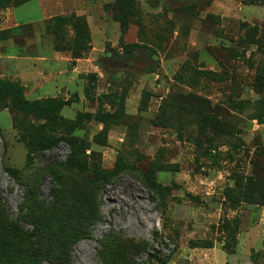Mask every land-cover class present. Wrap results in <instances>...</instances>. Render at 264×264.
Instances as JSON below:
<instances>
[{
  "label": "rangeland",
  "instance_id": "rangeland-1",
  "mask_svg": "<svg viewBox=\"0 0 264 264\" xmlns=\"http://www.w3.org/2000/svg\"><path fill=\"white\" fill-rule=\"evenodd\" d=\"M30 1L0 0V39L58 50L78 39L76 19L89 39L80 54L66 51L85 64L73 90L57 96L73 100L61 111L67 123L0 97V253L9 264H32L26 253L50 241L47 220L36 227L30 190L43 208L66 187L97 206L66 264H264L262 204L229 200L249 178L264 188V121L251 118L264 100V0H125L122 9L119 0H46L43 15ZM133 44L142 47L132 52ZM42 133L61 140L29 163ZM72 143L87 171L65 165ZM118 164L107 181L94 172Z\"/></svg>",
  "mask_w": 264,
  "mask_h": 264
},
{
  "label": "trees",
  "instance_id": "trees-1",
  "mask_svg": "<svg viewBox=\"0 0 264 264\" xmlns=\"http://www.w3.org/2000/svg\"><path fill=\"white\" fill-rule=\"evenodd\" d=\"M6 3H15L21 5L29 0H4ZM248 2L252 0H247ZM125 0H119V7L122 9L124 7ZM66 23V18L59 16L56 18L54 23V30L59 33L61 32L63 26ZM124 27H128V16L125 14V18L122 21ZM76 39L73 42V45L69 47L56 48L58 50L71 51L73 54H80L82 50V40L89 39L85 31V26L83 22L79 19H76L74 22ZM81 37V39H80ZM88 45V44H87ZM88 47V46H87ZM141 45L133 44L131 47L132 52L141 48ZM0 97L10 98L12 106L23 110L26 113H31L40 118L47 119L51 121L54 125H57V122L67 123L62 115L61 111L66 105H70L73 100L61 98V97H45L39 99H29L25 94V87L22 82L16 80L12 81L6 79V77L0 78ZM258 108L261 110L257 113L251 114L252 119H258L259 121H264V111L262 106L264 105V100L259 99L256 101ZM97 117L100 119H105L107 117H121L120 112L117 114L106 113L104 115L97 114ZM61 138H52L46 133H42L38 136L36 142L31 144L28 154L27 162H31V153H41L45 150H51L54 148ZM84 151H80L78 146L75 143H72V152L68 160L65 162V165L69 168L78 169L79 171H87L88 166L82 162L81 155ZM8 171L12 174H15L16 170L14 168H7ZM124 169V166L118 164L112 171L108 174L99 176L98 171H94L99 180H109L110 178L118 175L121 170ZM149 178V176H148ZM147 178V179H148ZM67 186V185H66ZM65 186V187H66ZM36 188L37 181L33 180L30 188ZM37 194V191L30 190L29 199L31 201V207H35L38 212L37 220L35 221L36 227L39 228L43 224V220H47V224L50 228V241L44 251L39 254L26 253L28 260L32 264H37L38 260L42 256L53 260L55 264H66L69 254V246L75 242L78 238L86 236L89 234V224L95 219L97 206L93 202V206L85 207L83 204L84 200H90L82 197L80 195L81 189L76 191H71L70 188L66 187L63 189L61 195L58 197L57 201L48 207L43 206L39 200H37L33 195ZM259 195V197L256 196ZM81 196V198H79ZM229 200L234 204H238L240 201H246L248 203H259L264 205V188L257 183L255 178H249L246 188L237 193L230 192ZM95 206V207H94ZM42 208V209H41ZM33 210V209H32ZM34 211V210H33ZM208 247H210L208 245ZM0 264H9V254L6 256L3 253H0Z\"/></svg>",
  "mask_w": 264,
  "mask_h": 264
},
{
  "label": "crops",
  "instance_id": "crops-1",
  "mask_svg": "<svg viewBox=\"0 0 264 264\" xmlns=\"http://www.w3.org/2000/svg\"><path fill=\"white\" fill-rule=\"evenodd\" d=\"M36 1L40 15L48 11L46 0ZM30 1V2H32ZM28 2V3H30ZM27 4V3H25ZM24 5V4H23ZM87 9V8H86ZM84 7L80 14L87 13ZM16 15V8L13 10ZM36 23V18L29 19ZM40 40V37L38 38ZM25 45V44H24ZM18 47L11 38L0 39V75L12 74L18 77L29 96L38 98L68 94L83 69V59L73 63L74 58L66 51L55 50L52 46L43 47L37 41L36 52H29L27 46ZM262 237H264V205H262Z\"/></svg>",
  "mask_w": 264,
  "mask_h": 264
}]
</instances>
